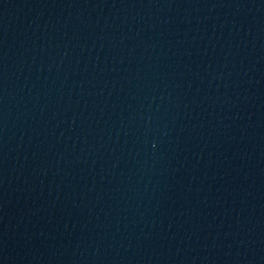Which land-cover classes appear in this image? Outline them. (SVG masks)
Returning a JSON list of instances; mask_svg holds the SVG:
<instances>
[{
  "label": "water",
  "instance_id": "1",
  "mask_svg": "<svg viewBox=\"0 0 264 264\" xmlns=\"http://www.w3.org/2000/svg\"><path fill=\"white\" fill-rule=\"evenodd\" d=\"M0 264H264V0H0Z\"/></svg>",
  "mask_w": 264,
  "mask_h": 264
}]
</instances>
